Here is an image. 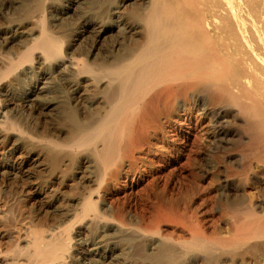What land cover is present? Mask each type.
<instances>
[{"label": "bare ground", "instance_id": "obj_1", "mask_svg": "<svg viewBox=\"0 0 264 264\" xmlns=\"http://www.w3.org/2000/svg\"><path fill=\"white\" fill-rule=\"evenodd\" d=\"M0 264H264V0H0Z\"/></svg>", "mask_w": 264, "mask_h": 264}, {"label": "rangeland", "instance_id": "obj_2", "mask_svg": "<svg viewBox=\"0 0 264 264\" xmlns=\"http://www.w3.org/2000/svg\"><path fill=\"white\" fill-rule=\"evenodd\" d=\"M87 1H88V3H89V2H92V1H94V0H87ZM83 7H84V5H83ZM84 9H87V8H86V7H84ZM222 224H223V225H225V224H226V221H225V220H223V221H222Z\"/></svg>", "mask_w": 264, "mask_h": 264}]
</instances>
